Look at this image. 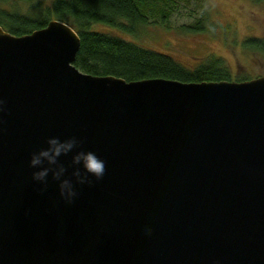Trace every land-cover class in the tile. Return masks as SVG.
Returning a JSON list of instances; mask_svg holds the SVG:
<instances>
[{
  "label": "water",
  "instance_id": "water-1",
  "mask_svg": "<svg viewBox=\"0 0 264 264\" xmlns=\"http://www.w3.org/2000/svg\"><path fill=\"white\" fill-rule=\"evenodd\" d=\"M79 45L58 18L0 24V264H264V74L126 80L79 69ZM70 136L106 173L67 205L28 162Z\"/></svg>",
  "mask_w": 264,
  "mask_h": 264
},
{
  "label": "trees",
  "instance_id": "trees-1",
  "mask_svg": "<svg viewBox=\"0 0 264 264\" xmlns=\"http://www.w3.org/2000/svg\"><path fill=\"white\" fill-rule=\"evenodd\" d=\"M0 0V24L15 34L30 32L58 18L78 33L80 45L74 64L92 74H113L126 80L145 77H166L182 81L231 79L232 72L219 55H207L201 62L188 67L170 54L141 46L131 40L96 27L97 23L133 28L152 17L168 18L174 0H25L28 7L4 5ZM126 20V21H123ZM207 12L201 10L186 27L205 29ZM243 46L264 52V38L248 36Z\"/></svg>",
  "mask_w": 264,
  "mask_h": 264
},
{
  "label": "rangeland",
  "instance_id": "rangeland-1",
  "mask_svg": "<svg viewBox=\"0 0 264 264\" xmlns=\"http://www.w3.org/2000/svg\"><path fill=\"white\" fill-rule=\"evenodd\" d=\"M4 5L25 10L28 2L9 0ZM202 9L207 12L209 24L205 29H187ZM96 27L166 52L188 67L214 54L228 64L231 79L264 74V52L243 46L245 37L264 38V0H174L170 15L164 20L152 17L133 28L106 23H97Z\"/></svg>",
  "mask_w": 264,
  "mask_h": 264
},
{
  "label": "clouds",
  "instance_id": "clouds-1",
  "mask_svg": "<svg viewBox=\"0 0 264 264\" xmlns=\"http://www.w3.org/2000/svg\"><path fill=\"white\" fill-rule=\"evenodd\" d=\"M5 101L0 99V112H4ZM47 147H41L30 154L29 168L38 169L33 171L31 179L40 187L37 191L41 194L47 191L48 177L51 174L52 181L58 182L59 199L65 204L71 205L79 196L77 185L93 186L95 182L101 181L106 173L105 161L95 152L84 149L85 141L76 136H70L63 140L59 137H49L45 140ZM71 156V161L65 166L60 157ZM69 168L72 169L67 175ZM90 177H94L95 181ZM145 235L151 236L153 229L146 227Z\"/></svg>",
  "mask_w": 264,
  "mask_h": 264
}]
</instances>
